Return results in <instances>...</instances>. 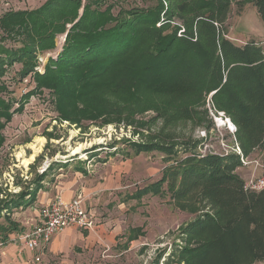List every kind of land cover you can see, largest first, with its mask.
Wrapping results in <instances>:
<instances>
[{
	"label": "trees",
	"instance_id": "trees-1",
	"mask_svg": "<svg viewBox=\"0 0 264 264\" xmlns=\"http://www.w3.org/2000/svg\"><path fill=\"white\" fill-rule=\"evenodd\" d=\"M245 2L252 3L264 25V0H155L146 8L120 7L116 15L106 0H45L36 9L6 14L4 30L9 36L19 35L22 46L0 49V93L6 90L2 78L7 63L22 62L20 79L31 75L35 51L54 49L56 36L65 34L57 56L48 59L42 73L34 72L35 89L56 94L61 120L79 123L85 110L77 106L99 97L121 99L134 112L153 109L172 121H207L208 130L213 125L210 108L235 126L240 153L200 154L199 140L127 142L134 153L159 151L166 164L158 180L130 197L168 192L177 208L198 213L182 228L183 245L166 264L264 261V188H247L236 172L241 158L257 148L264 165V52L254 40L234 43L225 30L232 5ZM11 108L12 103L0 96V147ZM86 111L93 119L102 115V108L98 112L89 106ZM47 173L10 196L0 212L32 206ZM20 229L8 218L0 243Z\"/></svg>",
	"mask_w": 264,
	"mask_h": 264
},
{
	"label": "rangeland",
	"instance_id": "rangeland-1",
	"mask_svg": "<svg viewBox=\"0 0 264 264\" xmlns=\"http://www.w3.org/2000/svg\"><path fill=\"white\" fill-rule=\"evenodd\" d=\"M44 1L0 0V49L15 50L22 46L19 35L9 36L8 30H4L6 14L36 9ZM154 1L106 0V4L114 6L111 12L116 15L120 7L146 8ZM81 12L82 8L79 9ZM225 30L227 37L239 45L248 40L260 42L264 39V25L251 2L242 6L232 5ZM64 37L65 34L56 36L52 50L41 52L34 48L36 67L31 75L20 79L22 62L13 61L5 65L2 82L6 90L0 96L12 103L10 111L13 114L1 131L0 205L14 198L23 188L30 187L36 177L46 171L43 184L55 182L60 173L68 177L75 172L82 173L81 178L91 185L107 182L109 188L93 206H86L100 223L92 229L76 230L83 236L75 239L76 242L67 250V258H76L80 264H166L169 255L183 245L180 241L182 228L198 213L177 208L168 192L130 197L136 189L158 180L166 164L159 151L134 153L127 142L199 140L198 153L223 154L236 152L235 131H230L224 117L221 119L226 124L218 120L219 115L210 108L213 125L208 130L207 121L203 124L185 118L172 121L168 120L171 117H159L153 109L134 112L131 105L122 103L121 99L102 101L99 97L77 106V110H85L79 123L61 120L56 109V94L45 88L35 89L34 72L42 73L48 59L57 56ZM89 106L97 108L98 112L102 108V115L91 118L86 111ZM16 108L21 110L14 112ZM105 120L112 122L106 123ZM32 144L39 147L35 153ZM76 147H79L78 152L72 153ZM32 153L33 159L27 165L23 164L22 156L29 157ZM179 156H184V152L180 151ZM261 157L262 152L257 148L244 158L246 164L237 168V175L245 184L264 175ZM52 162L59 163L48 170ZM24 206L8 207L0 212V232L8 218L21 228L18 233H10L6 243H0V264H8L5 257L8 248L5 246L10 243L23 245L20 236L36 224L34 211L36 208L39 210V206ZM43 257L40 264H58L60 256L49 258V261H42Z\"/></svg>",
	"mask_w": 264,
	"mask_h": 264
},
{
	"label": "crops",
	"instance_id": "crops-1",
	"mask_svg": "<svg viewBox=\"0 0 264 264\" xmlns=\"http://www.w3.org/2000/svg\"><path fill=\"white\" fill-rule=\"evenodd\" d=\"M75 173V175H70V177H68L69 175L60 173L57 176L59 178L55 182L44 183L43 186L37 191L33 205L35 207H41L42 205L51 201L56 195H60L64 201H69L76 195L81 194L84 197V205L90 207L95 204V201L98 200L100 196L104 197V194H106L107 189L109 188L107 182H104L103 185H91V183H88L83 180V178H81L83 175L82 173ZM78 174L81 176L79 177ZM84 178L88 179V177ZM105 178L104 179L106 181L107 174ZM36 209L34 212H36L35 217L37 218L35 221L37 223L39 218L38 208ZM93 220L96 227L100 221L96 215L93 217ZM78 229L79 228L76 226H71L54 235L43 253L44 257L42 261H45L46 259L49 261V258L59 255L60 257L58 259V264H80L79 260L76 258H67V250L70 249L74 242H76L75 239H79L80 236H83L82 233H78L76 231ZM5 248H8L5 254L8 264H40V262L34 261L35 252L26 249L19 243H10L9 245H6ZM253 264H264V261Z\"/></svg>",
	"mask_w": 264,
	"mask_h": 264
},
{
	"label": "built area",
	"instance_id": "built-area-1",
	"mask_svg": "<svg viewBox=\"0 0 264 264\" xmlns=\"http://www.w3.org/2000/svg\"><path fill=\"white\" fill-rule=\"evenodd\" d=\"M258 44L263 48L264 52V39L258 42ZM217 114L219 115V119L224 117L225 121L229 124L230 131L234 132L236 130L229 118L222 112H218ZM213 116L215 117V115ZM235 151L240 153L237 145ZM241 162L242 165L246 164L244 158H241ZM245 186L251 190L264 188V175L251 180ZM38 218V222L29 231L20 236L23 246L35 252V262L41 260V256L54 235L71 226H76L80 229H92L95 225L93 212L86 208L84 197L81 194L76 195L69 201H64L60 195H56L51 201L39 207Z\"/></svg>",
	"mask_w": 264,
	"mask_h": 264
},
{
	"label": "bare ground",
	"instance_id": "bare-ground-1",
	"mask_svg": "<svg viewBox=\"0 0 264 264\" xmlns=\"http://www.w3.org/2000/svg\"><path fill=\"white\" fill-rule=\"evenodd\" d=\"M218 120H220L223 124H226V123L223 121V119H218ZM31 146H32V148H33L34 153L38 151L39 147H38L37 145L32 144ZM78 150H79V147L73 148V149H72V153H76V152H78ZM32 159H33V153H32L29 157H23V156H22V163L25 164V165H27ZM46 168H47V167H46ZM43 172H44V171H43Z\"/></svg>",
	"mask_w": 264,
	"mask_h": 264
},
{
	"label": "water",
	"instance_id": "water-1",
	"mask_svg": "<svg viewBox=\"0 0 264 264\" xmlns=\"http://www.w3.org/2000/svg\"><path fill=\"white\" fill-rule=\"evenodd\" d=\"M231 122V121H230ZM231 124H232V122H231ZM233 125V124H232Z\"/></svg>",
	"mask_w": 264,
	"mask_h": 264
}]
</instances>
